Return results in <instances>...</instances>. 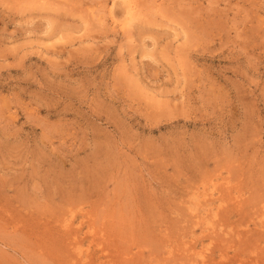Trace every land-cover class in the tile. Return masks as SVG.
<instances>
[{
  "label": "rangeland",
  "instance_id": "374dc122",
  "mask_svg": "<svg viewBox=\"0 0 264 264\" xmlns=\"http://www.w3.org/2000/svg\"><path fill=\"white\" fill-rule=\"evenodd\" d=\"M0 264H264V0H0Z\"/></svg>",
  "mask_w": 264,
  "mask_h": 264
},
{
  "label": "bare ground",
  "instance_id": "6f19581e",
  "mask_svg": "<svg viewBox=\"0 0 264 264\" xmlns=\"http://www.w3.org/2000/svg\"><path fill=\"white\" fill-rule=\"evenodd\" d=\"M112 15H113V14H112ZM94 19H95V18H94ZM117 20H118V19H117ZM133 22H134V21H133ZM128 24H129V23H128ZM128 24H127V25H128ZM126 28H127V27H126ZM204 194H205V193H204ZM194 217H195V216H194Z\"/></svg>",
  "mask_w": 264,
  "mask_h": 264
}]
</instances>
